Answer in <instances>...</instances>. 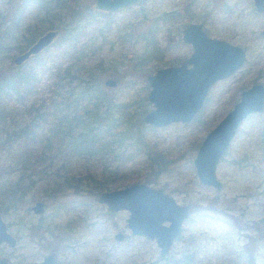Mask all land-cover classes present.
Instances as JSON below:
<instances>
[{
	"label": "rangeland",
	"instance_id": "1",
	"mask_svg": "<svg viewBox=\"0 0 264 264\" xmlns=\"http://www.w3.org/2000/svg\"><path fill=\"white\" fill-rule=\"evenodd\" d=\"M36 4L38 0H0L2 73L16 67L14 58L36 39L57 30L44 52L18 66H32L52 55L54 67L50 61L36 67L33 94L22 106L10 98L9 110L25 109L31 102L46 107L52 99L58 102L66 89L57 76L70 66L81 69V78L91 74L88 83L113 98L131 123L141 121V139L135 145L121 135L103 139L100 134L101 149L95 154L50 170L52 184L72 176L82 180L88 173L97 177L104 170L102 191L81 185L77 192L65 188L46 197L39 190L41 182L25 189L19 201L9 198L17 174L8 172L13 166L2 169L6 156L0 152V215L15 239L13 248L0 245V257L8 264H36L50 252L57 264H264V113L249 116L239 126L217 163L219 190L200 184L192 165L198 146L240 92L264 86V14L253 13L252 0H146L111 14L94 11L93 0H54L57 8L43 21ZM189 23H201L209 38L241 48L244 64L211 87L190 123L152 129L142 122L152 109L145 78L190 56V46L181 40V30ZM105 80L116 85L104 86ZM27 118L22 114L15 120ZM33 148L39 151L41 145ZM156 157L165 162L160 173L148 167ZM133 184L159 189L190 210L163 258L154 240L130 235L127 212L109 213L97 202L100 193ZM37 202L44 207L40 215L31 211ZM118 233L121 240L114 239Z\"/></svg>",
	"mask_w": 264,
	"mask_h": 264
},
{
	"label": "water",
	"instance_id": "2",
	"mask_svg": "<svg viewBox=\"0 0 264 264\" xmlns=\"http://www.w3.org/2000/svg\"><path fill=\"white\" fill-rule=\"evenodd\" d=\"M146 0H93L92 9L111 14L135 7ZM257 12L264 11V0H252ZM264 39V30L261 32ZM55 37L49 31L36 39L25 52L16 56L13 64L21 65L30 56L46 49ZM181 40L191 48L190 56L176 66L157 69L145 81L149 87L146 101L151 105L143 117V124L158 129L174 123H190L202 108L210 88L235 73L243 65L245 56L241 48L227 42L209 38L201 23H189L181 30ZM113 80H105L104 86L114 87ZM264 108V87L256 84L240 93L239 101L223 119L204 137L192 160L195 175L200 184L220 189L215 168L226 153L230 141L239 126L251 115ZM97 202L109 213H128L126 226L130 235L154 240L163 258L173 241L180 234L182 222L190 215L187 206L177 205L172 198L159 189L144 184H133L123 189L102 192ZM42 204L33 205L34 214H41ZM121 240L120 233L114 236ZM15 246V240L6 230L0 216V245ZM0 264H8L0 257ZM36 264H57L53 253L44 255Z\"/></svg>",
	"mask_w": 264,
	"mask_h": 264
},
{
	"label": "trees",
	"instance_id": "3",
	"mask_svg": "<svg viewBox=\"0 0 264 264\" xmlns=\"http://www.w3.org/2000/svg\"><path fill=\"white\" fill-rule=\"evenodd\" d=\"M53 1L38 0L35 5L36 13L45 12L41 13L42 21L53 8H57L53 6ZM48 61L54 67L53 56L50 55L36 60L32 66H16L5 71V74L0 71V152L6 156L2 169L5 171L13 166V170L8 172L17 174V180L9 192L12 201H19L25 189L41 182L39 190L46 197L65 188L77 192L81 185H86L95 192L102 191L104 170L97 177L88 173L82 180H76L72 176L54 184L49 179L50 170L53 172V168L54 171L60 169L75 157L95 154L101 149L100 134H103V139L112 135L118 138L121 135L124 136L122 139L132 140L135 145L140 144L141 134L138 128L142 126L141 121L131 123L130 118L119 110V106L115 108L113 98H108L100 88L88 83L91 74L81 78V69L70 66L63 69L62 76H57L58 81H62L59 85H65L66 89L58 102L52 99L47 107L31 102L25 109L9 110L7 105L10 98L13 97L22 106L33 94L38 75L34 69L43 67ZM73 81L76 84L73 85ZM47 112L50 114L47 115ZM22 114L28 117L26 121H16L15 117ZM119 127H123V132H115ZM40 145L41 150H34L33 146L37 148ZM58 156L60 157L56 159ZM159 160L157 157L153 158L152 164L148 165L151 172L155 169L159 173L164 171L165 162ZM23 181L29 185L23 186Z\"/></svg>",
	"mask_w": 264,
	"mask_h": 264
},
{
	"label": "flooded vegetation",
	"instance_id": "4",
	"mask_svg": "<svg viewBox=\"0 0 264 264\" xmlns=\"http://www.w3.org/2000/svg\"><path fill=\"white\" fill-rule=\"evenodd\" d=\"M252 10H253V13H255L256 15H263V14H264V11L261 12V13H259V12L256 11V9H255L254 6H253V2H252ZM41 13L45 14L44 11L41 12ZM47 16H48V15H47ZM45 18H46V17H45ZM262 30H264V28H263ZM262 30H261V32H262ZM49 31H56V33H57V30H55V29H50ZM261 32H260V35H261ZM261 37H262V36H261ZM219 41H221V40H219ZM46 49H47V48H46ZM44 50H45V49H44ZM25 51H26V50H25ZM25 51H24V52H25ZM41 52H42V51H41ZM243 52H244V51H243ZM22 53H23V52H22ZM36 56H37V55H36ZM244 56H245V54H244ZM34 57H35V56H30L28 59H30V58H34ZM244 61H245V59H244ZM182 62H183V61H182ZM243 64H244V62H243ZM175 66H176V65H175ZM241 67H242V66H241ZM239 69H240V68H239ZM239 69H238V70H239ZM238 70H237V71H238ZM233 74H234V73H233ZM219 82H220V81H219ZM216 83H217V82H216ZM263 87H264V86H263ZM249 88H250V87H249ZM249 88H247V89H249ZM210 89H211V88H210ZM208 92H209V91H208ZM240 93H241V92H240ZM207 94H208V93H207ZM206 97H207V96H206ZM239 97H240V96H239ZM238 101H239V99H238ZM238 101H237V102H238ZM237 102H236V103H237ZM236 103H234V104H236ZM234 104H233V105H234ZM202 107H203V106H202ZM201 109H202V108H201ZM201 109H200V110H201ZM200 110H199V111H200ZM199 111H198V112H199ZM198 112H197V113H198ZM197 113H196V114H197ZM263 113H264V108H263L262 112L259 113V114H263ZM254 115H258V114H254ZM251 116H252V115H251ZM220 121H221V120H220ZM220 121H219V122H220ZM35 204H36V203H35ZM41 204H42V203H41ZM42 206H43V204H42ZM42 208H43V210H44V207H42ZM31 211H32V208H31ZM32 212H33V211H32ZM33 213H34V212H33ZM42 213H43V211H42ZM42 213H41V214H42ZM39 215H40V214H39ZM0 216H1V215H0ZM5 226H6V225H5ZM6 230H7V228H6ZM7 232H8V231H7ZM10 236H11V235H10ZM12 238H13V237H12ZM13 239H14V238H13ZM14 240H15V239H14ZM53 257H54V256H53ZM164 257H165V256H164ZM54 260H55V259H54ZM55 262H56V261H55Z\"/></svg>",
	"mask_w": 264,
	"mask_h": 264
}]
</instances>
